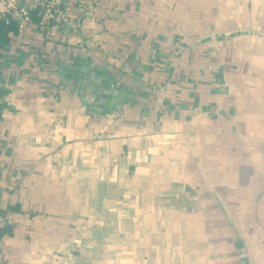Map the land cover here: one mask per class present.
Listing matches in <instances>:
<instances>
[{
  "label": "crops",
  "instance_id": "crops-1",
  "mask_svg": "<svg viewBox=\"0 0 264 264\" xmlns=\"http://www.w3.org/2000/svg\"><path fill=\"white\" fill-rule=\"evenodd\" d=\"M68 2L67 17L36 19L0 49V264H264L255 241L209 250L211 262L182 240L173 249V231L192 242L221 204L264 238V0ZM161 174L198 175L202 210L123 202ZM135 207L162 225L148 251L125 227L141 222L122 212ZM99 225L132 244L113 251L118 234Z\"/></svg>",
  "mask_w": 264,
  "mask_h": 264
},
{
  "label": "rangeland",
  "instance_id": "rangeland-1",
  "mask_svg": "<svg viewBox=\"0 0 264 264\" xmlns=\"http://www.w3.org/2000/svg\"><path fill=\"white\" fill-rule=\"evenodd\" d=\"M247 130H249V129H246L245 133L250 134V133H247ZM160 161H161L160 163L162 164V162L164 160H160ZM125 169H126V166L123 167V170H125ZM160 169H164V167L162 166V167H160ZM197 178H199L198 175L196 176L195 180H193L192 182L189 183V182H185V180H186L185 177H182L181 175H179L175 181L174 177H169L168 175L161 174V176L155 177V183L154 184L156 186H154L152 184H149L148 177H144V180L142 181L143 182L142 185H143L144 189L146 190V192L141 191L143 194L140 193L139 196H138V194H135L133 198L132 197L126 198L127 200H125L123 202H128L127 205H129L132 202H135V203H138L139 205H142L143 201L147 203L149 200L154 199V200H156L157 206L160 207V208L158 207V210L162 209L157 214L151 212L155 216H160V215L163 216L164 215L163 213H165L164 211H174V212H180L181 214L182 213L187 214L188 212H192V209H194L195 212H199L202 210V207H199V203H200L199 200L202 201L203 199H207L209 194L206 192H202V190L200 189L201 185L199 184V181L197 180ZM242 179H244V181H245L246 177L243 176ZM125 180H126V185L129 186L130 188H128V191L124 192L123 195H125L127 192H128V194L129 193L131 194V189L133 187L134 179H133V177H129L126 175ZM259 180H260V178H258V182H259ZM153 181H154V178L152 179V182ZM113 186L115 187V184H113ZM149 190L151 191V193H149ZM212 193H214V192H212ZM216 195H218V194L217 193L213 194V196L215 198H217ZM237 203L235 204V206H232V209L234 212H236V213L238 212L240 214V212H242V208L240 205H237ZM147 210L148 209H146V211H144L142 207L127 208V209L123 208L122 209V212H124L125 214L129 213L130 216L134 215L136 218L137 217L139 218V221H141V222H135V223H137L135 225H132V224L125 225V227H127L129 229L131 228V230L139 229L141 231V236H143V239L140 240L141 248H142L141 251H148L149 250L148 249L149 245H147V243H150L148 241V237H147L149 233H151L153 235V238H154V239L150 240L152 243L156 242V244H159V243H161L160 240H163L162 238L164 237L163 230H160L157 234L156 233L154 234V230L156 228L158 231V228L162 227L161 224H156V225L154 224L152 226V225L147 224L146 222L143 221V215L151 214V213L148 214L147 212H149V211H147ZM220 210L222 212V214H220V216H223L222 219L218 220L215 224L211 225L210 230L205 228V229H200V230L198 229V233L194 232V235L192 234L193 235V238H192L193 241L192 242L190 240L187 241L185 239V234L173 231V240H174V242H175V240L177 241V243L173 246V249L175 248L177 250H180L179 247H181V249L186 248L185 246L180 244V241L182 240L185 245H188V248H190L191 251H193V250L206 251L208 254H206L205 260L208 262L214 261L212 254H210L208 252L209 250L215 251V255H216V251H220L222 249V247L227 248V250H229V251H234L235 245H236L237 251H246V249H245L246 244L245 243H247L248 247H250V244L252 243L251 241H255V243H256V247L253 248L252 251H258V246L260 243L262 244L260 247L264 251V238L260 235L259 231L252 228V223L246 222V221H248L247 218H243L242 221L237 222V219L234 217L231 208L226 206V204H224V205L221 204ZM140 213H141V215H139ZM209 213H210L212 218H209L208 221H210L211 219L213 220V218L216 215V214H214V209H208V212L206 213V215H209ZM125 214H122V215L125 216ZM111 215H112V213H111ZM225 219H226L228 225L232 229V233L227 234V235H226V230H225L226 227L224 225ZM237 226L242 229L244 239L241 236V234L236 230ZM119 227H120V225H119ZM99 230L105 235L106 234H118L117 235L118 237H116L117 239L107 240V243H106L107 247H109L110 249L112 248L113 251H118L119 247L125 246L124 243L125 244H132L133 240L129 239L130 237H127L128 239L120 238V235L123 234L124 232H122V233L121 232L118 233V231L114 232L112 227L106 226V228H105V226H103V225H99ZM200 231H202V232H200ZM202 233L204 235H202ZM103 234H101V235H103ZM244 240H245V242H244ZM157 241H160V242H157ZM104 242L105 241H103V243ZM96 243L103 245L101 239L100 240L97 239ZM163 248H164V246H163ZM163 248H161L162 251H164ZM167 250H169V249L167 248ZM248 251H251V247ZM195 258L196 257H192L191 262L195 263Z\"/></svg>",
  "mask_w": 264,
  "mask_h": 264
},
{
  "label": "built area",
  "instance_id": "built-area-1",
  "mask_svg": "<svg viewBox=\"0 0 264 264\" xmlns=\"http://www.w3.org/2000/svg\"><path fill=\"white\" fill-rule=\"evenodd\" d=\"M68 10V0H0V20L7 25L13 22L18 34L36 27V19L39 27H47L54 18L67 17ZM7 223V215L0 211V229Z\"/></svg>",
  "mask_w": 264,
  "mask_h": 264
},
{
  "label": "trees",
  "instance_id": "trees-1",
  "mask_svg": "<svg viewBox=\"0 0 264 264\" xmlns=\"http://www.w3.org/2000/svg\"><path fill=\"white\" fill-rule=\"evenodd\" d=\"M17 36L18 32L13 22L7 25L4 20H0V49L5 48L10 43L12 38ZM7 231L8 229L1 228L0 236Z\"/></svg>",
  "mask_w": 264,
  "mask_h": 264
},
{
  "label": "flooded vegetation",
  "instance_id": "flooded-vegetation-1",
  "mask_svg": "<svg viewBox=\"0 0 264 264\" xmlns=\"http://www.w3.org/2000/svg\"><path fill=\"white\" fill-rule=\"evenodd\" d=\"M238 139H239L240 142H246L245 141V137L242 136L241 134L239 135V138ZM258 146H260V145H258Z\"/></svg>",
  "mask_w": 264,
  "mask_h": 264
}]
</instances>
